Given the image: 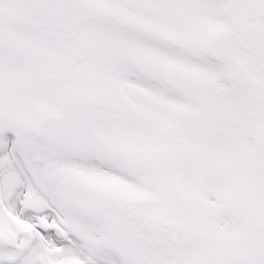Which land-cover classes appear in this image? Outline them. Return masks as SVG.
I'll list each match as a JSON object with an SVG mask.
<instances>
[{"label": "snow or ice", "instance_id": "snow-or-ice-1", "mask_svg": "<svg viewBox=\"0 0 264 264\" xmlns=\"http://www.w3.org/2000/svg\"><path fill=\"white\" fill-rule=\"evenodd\" d=\"M0 264H264V0H0Z\"/></svg>", "mask_w": 264, "mask_h": 264}]
</instances>
